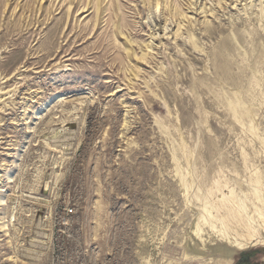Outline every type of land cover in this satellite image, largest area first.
Masks as SVG:
<instances>
[{
  "label": "rangeland",
  "instance_id": "rangeland-1",
  "mask_svg": "<svg viewBox=\"0 0 264 264\" xmlns=\"http://www.w3.org/2000/svg\"><path fill=\"white\" fill-rule=\"evenodd\" d=\"M0 264H264V0H0Z\"/></svg>",
  "mask_w": 264,
  "mask_h": 264
},
{
  "label": "bare ground",
  "instance_id": "bare-ground-1",
  "mask_svg": "<svg viewBox=\"0 0 264 264\" xmlns=\"http://www.w3.org/2000/svg\"><path fill=\"white\" fill-rule=\"evenodd\" d=\"M229 211L227 212V214H228L227 216H220L217 219V221L222 226L221 233L217 236V238L227 239L228 242L230 243V246L232 245V246L236 247V249H243V248L254 245L253 242H255V239H256V238H254V235H255L254 231L255 230H254V228H249V225L246 226L248 223L243 224V227L240 229V231H238V236L242 238L241 241L236 242L237 238L232 239V237L230 236L229 228L233 226L232 221L234 220V217L232 214H236V213L233 211H230V212ZM210 217H212V216H210ZM210 217H208L209 219H207V220H208V222L210 220V224L213 226L214 222H216V221H212V219H210ZM250 229H253V230L251 231ZM199 230L200 229L198 228L197 231L199 232Z\"/></svg>",
  "mask_w": 264,
  "mask_h": 264
},
{
  "label": "trees",
  "instance_id": "trees-1",
  "mask_svg": "<svg viewBox=\"0 0 264 264\" xmlns=\"http://www.w3.org/2000/svg\"><path fill=\"white\" fill-rule=\"evenodd\" d=\"M252 252H248V253H242L241 254V258L239 260L238 263H241V262H249V257L251 256Z\"/></svg>",
  "mask_w": 264,
  "mask_h": 264
}]
</instances>
